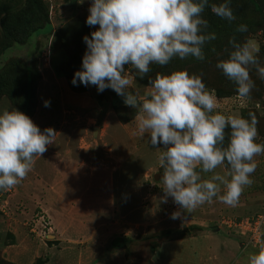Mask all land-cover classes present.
<instances>
[{"label":"rangeland","instance_id":"1","mask_svg":"<svg viewBox=\"0 0 264 264\" xmlns=\"http://www.w3.org/2000/svg\"><path fill=\"white\" fill-rule=\"evenodd\" d=\"M220 2L210 0V3ZM26 3L27 0H0V108L14 106L22 111L27 101V115L31 120L41 130L52 127L56 134L46 151L34 157V164L25 177L10 189L0 190V264H40V261L46 264L54 254L50 247L57 249L53 247L55 242L59 246L77 242L63 241L53 220L42 211L43 204L37 202L46 197L45 186L52 185L51 182L41 184L44 174L51 173L52 177L66 170L82 174V181L76 184L72 179L70 190L65 186V180L62 179L63 185L59 183L61 174H57L58 201L55 197L54 202L51 201L54 210L64 205L75 213L86 199L104 198L97 214L87 216L106 224L111 233H114L111 228L117 224H128L114 236H122L119 238L123 240L129 264H155L156 248L165 240L178 235L190 236L205 229L214 233L220 231L238 249L234 250L237 264H247L248 253L255 251L258 239L264 238V224L260 230L262 234L253 235V225L244 220L245 217H264V153L254 157L256 168L250 176L252 183L244 186L235 206L225 205L213 197L190 213H183L181 218L171 219V213L178 206L170 197L166 203L161 202L162 183L155 176L162 174L157 156L163 149L161 145H150L147 133L140 135L134 121L136 109L126 106L122 97L109 88L97 92L95 86L86 87L79 81L74 86L70 82L85 51L82 37L94 30L85 24L90 0H83L80 4L76 0H41L39 16ZM230 7L232 12L237 10L246 14L233 12L235 20L226 22L221 31L208 28L209 32L216 34V39L204 45L203 60L189 56L181 63L179 58L173 57L164 66L151 64L150 72L144 78L138 77L130 66H125V71L133 77V94L140 97L149 87L148 77H154L157 72L185 70L200 76L216 98L214 111L226 116L237 112L244 118H248L249 112L255 115L257 142H260L264 141V80L252 68L249 75L254 88L248 97L240 98L235 85L215 65L227 55L228 40L232 37L237 41L248 39L256 43L258 59L264 65V8L260 13L253 12L248 0H230ZM23 11L31 14V20L36 14L41 26L32 30L18 29L19 24H29L30 28L34 24L26 19ZM211 18L210 14L207 15L209 21ZM4 24L14 30V35L9 34L13 38L8 39ZM239 24L247 25V32H236ZM173 62L180 64L173 65ZM27 72L32 80L29 99H26ZM45 100L50 101L48 107L43 106ZM228 131L226 128L225 133ZM216 171L223 174L219 167ZM201 175L207 178L211 174ZM128 190L136 196V201L131 195L128 197ZM41 191L43 194L38 196ZM111 192L115 194L108 199ZM119 192L128 201H133L130 206L133 211L127 209L131 214H127L128 211L123 213L126 209L124 199L117 195ZM35 208L38 209L33 214ZM41 216L48 224L47 230L43 229L41 220L36 225L33 222ZM70 217L74 219V214ZM150 218L160 223L155 227L158 231L143 230V226L151 222ZM224 255L228 256V253ZM172 256V264H191V256L187 257L180 250H173Z\"/></svg>","mask_w":264,"mask_h":264},{"label":"clouds","instance_id":"2","mask_svg":"<svg viewBox=\"0 0 264 264\" xmlns=\"http://www.w3.org/2000/svg\"><path fill=\"white\" fill-rule=\"evenodd\" d=\"M206 6L221 19L235 20L230 0H90L85 24L94 30L82 37L85 51L70 81L74 86L77 81L95 86L97 92L109 88L126 106L136 109L134 121L140 135L147 133L150 145L163 149L157 156L162 169L161 202L170 197L178 206L171 219L181 218L213 197L235 206L244 186L252 183L254 157L264 153V141L257 142L255 115L249 112L244 118L214 111L216 98L198 75L185 70L157 72L148 77L143 97L131 90L133 77L125 66L144 78L151 64L164 66L173 57L204 59V45L216 39L201 17ZM247 30L245 24L235 29ZM228 46L227 55L215 67L235 85L237 96L246 98L254 88L250 70L254 68L264 80L259 47L252 40L235 37ZM49 104L43 102L44 107ZM55 134L50 126L41 130L14 106L0 108V190L25 177L34 157L46 151ZM218 167L223 174L216 171ZM201 173L211 175L204 178ZM247 264H264V238L248 253Z\"/></svg>","mask_w":264,"mask_h":264},{"label":"crops","instance_id":"3","mask_svg":"<svg viewBox=\"0 0 264 264\" xmlns=\"http://www.w3.org/2000/svg\"><path fill=\"white\" fill-rule=\"evenodd\" d=\"M235 111H237V109ZM235 115H237V112ZM50 170L51 169L47 171L50 172ZM57 174H61V176H59L61 179L59 183H62L63 185V180H65V186H67L69 189L72 185L73 180L76 184H80L83 177L82 174H78L77 172L72 173L68 170L64 172L59 171L58 173L53 174L52 177L51 173L44 174L43 177L45 178L41 181V184L51 182L52 185L50 187L45 186V190L47 191L45 194L46 197H44V199L39 198L37 202L43 204V208L41 207L42 211L47 213L49 218L53 220L54 225H56L57 230L60 232V237L63 238L62 240L65 241L66 239H70V241L72 242H77H75V244H69L64 242L68 246H66L65 244V246H59L57 245L58 243L55 242V244L53 242V245H55L53 246L54 249L55 247H57V249L52 250L53 248L50 247V251L54 254L52 255L53 258H50V261L46 264H129V261L125 256V248L122 245L123 240L122 238H119L122 236H114L115 232L116 234L119 233L120 229L128 227V224L118 225L116 223L117 227L111 228V231L114 232L111 233L108 232V228L105 227L107 226L106 224L101 223V221H96L98 220L97 218L94 219L87 216L88 214H97V211H99V208L102 206V202L104 203V198L92 197L89 200L86 199L85 202H83L76 208L77 212L75 211V213H71L69 211V207H65L62 204L61 205L63 206V208H55L54 210V207L52 206V204L54 205V203H52L51 201H53L54 197L56 199L58 198L56 196L59 193V189L56 186L58 184V182L56 181ZM113 193L114 192H111V194H109L108 199L110 197L112 198V195L115 194ZM42 194L43 191H41L38 196H41ZM117 195L119 199H124L123 205H125L126 211L123 213H126L128 211L127 214H131L127 209H130V206L132 205L133 201H128L126 198H124L125 195L121 194L120 192L117 193ZM130 195L131 194L129 191L128 197L132 196L133 200L135 199L136 201V196ZM55 201L57 202L58 199ZM89 205L91 207L90 209H88ZM37 209H34L33 214ZM130 210L133 211L132 209ZM70 214H74V219L70 217ZM76 215H79L80 217L78 218L76 217ZM118 217L120 216L118 215ZM33 222L37 224L39 221L33 220ZM30 225H32V223ZM159 226V222L157 223L155 219L153 221L151 219L150 223H148L146 226H143V230L149 229V232L151 233L154 231H158L159 229H155V227ZM173 250H180L184 253V255H187V257L191 256V259H189L192 260L191 264L238 263V260L234 258L235 254L237 253H234V250L238 251V249L232 242L229 241L228 238L223 237L220 231L214 233L205 229L199 231V233L197 234L193 233V235L190 236L187 235L183 237L169 239L167 241L165 240L161 245H158V247L156 248L154 258V262H156L155 264H172ZM225 252L228 253V256L224 255ZM188 253H190V256L188 255ZM184 261L188 262L187 259H185Z\"/></svg>","mask_w":264,"mask_h":264},{"label":"trees","instance_id":"4","mask_svg":"<svg viewBox=\"0 0 264 264\" xmlns=\"http://www.w3.org/2000/svg\"><path fill=\"white\" fill-rule=\"evenodd\" d=\"M233 0H231V2H232ZM248 2L250 3V5L252 6V10L251 11H253V12H256V11H258L259 13H260V10H262L263 8H264V0H248ZM27 5H29L28 6V8H30L33 12H36V13H38V16L40 15V12H41V10H42V4H41V0H27V3H26ZM32 11H30L31 13H33ZM24 13V15L26 16V19L27 20H31V18H32V16H31V14L29 15L28 14V11H23ZM233 12H237V13H240L241 11H237V10H233ZM241 13H243V14H246L244 11H242ZM211 15L212 16V18L210 19V21L207 19V15ZM214 14L210 11V9L206 6L205 8H204V10H203V12L201 13V17L203 18V19H206L207 21H208V28L210 27L211 29H212V27H215L216 28V30L217 31H221L225 26H226V22H228L227 20H224V19H221L220 17H216V16H213ZM9 16V15H8ZM10 17V16H9ZM215 17V18H214ZM39 18H37V15L35 14V17L33 18V20H31L32 21V23H34L33 24V26H32V28H30V26H29V24H22V25H18L17 26V28L18 29H26V28H29V30L31 29H37L38 27H39V25H40V22H38L37 23V20H38ZM263 19H264V17H263ZM5 20V19H4ZM41 26V25H40ZM229 26V24H227V27ZM8 27L9 26H6L5 24H4V28L6 29V33H7V35H8V39H9V37H10V35L9 34H11V35H14V30H12V28H9L8 29ZM16 28V27H15ZM227 29L225 28V31H226ZM10 38H13V37H10ZM15 39H16V37H15ZM206 57V56H205ZM180 62L182 63V60H180ZM180 62L179 63H174L173 62V65L175 64V65H179L180 64ZM29 68H27V70H28ZM31 75H30V73L29 72H27L26 73V96H27V98L26 99H29L31 96V88H32V83H31ZM116 105V104H115ZM26 109H28V102L26 101L25 103H24V106H23V108H22V112H24L25 114H28V111L26 110ZM225 135H227V133H225ZM226 140H227V136H225V144L227 143L226 142ZM181 234H183V233H181ZM177 237H181V235H178V236H175V237H172V238H177ZM40 261V260H39ZM41 263L40 264H42V261H40Z\"/></svg>","mask_w":264,"mask_h":264},{"label":"built area","instance_id":"5","mask_svg":"<svg viewBox=\"0 0 264 264\" xmlns=\"http://www.w3.org/2000/svg\"><path fill=\"white\" fill-rule=\"evenodd\" d=\"M260 217V216H259ZM252 218V217H250V218H244V220H245V222L248 224V223H250V224H252L253 225V227H254V230L253 229H251V228H253V227H249L254 233H253V235H261L262 233L260 232V230H261V228H262V226H263V224H264V217H262V218ZM41 220V224H42V226H43V229L44 230H47V226H48V224L46 223V220H45V218L44 217H40V218H38L37 219V221H40ZM241 221H243V220H241ZM241 221H239V222H241ZM242 224V223H241ZM36 225V224H35ZM248 228V229H249ZM257 237V236H256ZM259 237V236H258Z\"/></svg>","mask_w":264,"mask_h":264},{"label":"water","instance_id":"6","mask_svg":"<svg viewBox=\"0 0 264 264\" xmlns=\"http://www.w3.org/2000/svg\"><path fill=\"white\" fill-rule=\"evenodd\" d=\"M155 176L156 178H160L161 174H156Z\"/></svg>","mask_w":264,"mask_h":264}]
</instances>
